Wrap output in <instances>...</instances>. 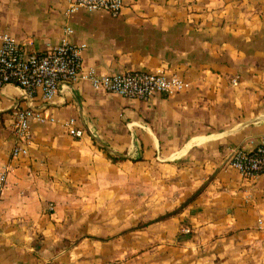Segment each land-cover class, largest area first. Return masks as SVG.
Segmentation results:
<instances>
[{
  "label": "crops",
  "instance_id": "crops-1",
  "mask_svg": "<svg viewBox=\"0 0 264 264\" xmlns=\"http://www.w3.org/2000/svg\"><path fill=\"white\" fill-rule=\"evenodd\" d=\"M65 8L63 0H0V44L7 33L28 51H45L70 26L69 40L85 46V68L178 73L190 88L139 100L80 81L48 101H34L53 120L32 123L28 154L14 159L13 105L21 90L5 84L0 264H56L66 254L77 256V245L63 246L73 237L60 195L68 192L63 185L76 165L87 161L91 169L115 162L146 165L143 175L155 181L156 195L176 193L184 202L158 226L169 236L118 235L115 252L102 244L94 258L264 264V175L244 178L228 165L235 149L250 150L264 136V0H124L116 17L84 9L65 15ZM234 76L237 85L230 82ZM70 118L82 137L62 126ZM183 222L191 232L173 241Z\"/></svg>",
  "mask_w": 264,
  "mask_h": 264
},
{
  "label": "built area",
  "instance_id": "built-area-1",
  "mask_svg": "<svg viewBox=\"0 0 264 264\" xmlns=\"http://www.w3.org/2000/svg\"><path fill=\"white\" fill-rule=\"evenodd\" d=\"M65 15L79 9L103 11L116 17L124 7V0H63ZM73 33L70 26L63 28L59 43L45 51H28L24 43L4 33L0 44V89L8 83L21 90L20 101L14 103V122L12 134L14 144L11 157L16 159L28 154L32 143V123H46L53 120L50 115L37 109L36 99L48 101L58 92L71 90L80 81L88 82L95 90L129 99L147 100L154 94L174 95L190 88V83L178 73L163 71L128 70L120 73H99L92 67L83 65L84 44L69 40ZM238 76L230 79L232 85L238 84ZM70 136L80 138L84 131L76 128L75 120L62 122ZM228 165L244 178L264 175V136L252 149H235L228 158ZM7 182V170L0 172V194ZM264 231V227H261ZM184 235L191 232L185 226Z\"/></svg>",
  "mask_w": 264,
  "mask_h": 264
},
{
  "label": "rangeland",
  "instance_id": "rangeland-1",
  "mask_svg": "<svg viewBox=\"0 0 264 264\" xmlns=\"http://www.w3.org/2000/svg\"><path fill=\"white\" fill-rule=\"evenodd\" d=\"M91 164L87 161L76 165L75 174L72 171L67 177L66 185H63V191L68 192L61 194L60 199L64 201V219L71 227L73 237L71 240L66 239L67 243L63 246L69 250L74 244L77 245L78 254L67 258L65 253L66 258L55 263L132 264V261L126 259H116V254H110L109 259L94 258L93 251L96 250V255L101 256L100 248L103 244L115 252L117 236L128 235L134 231H141L142 236L148 235L149 232L157 236H169L166 234L167 228H158L160 222L164 221L158 219L173 210H182L184 202H181V197L176 193L172 195L165 192L166 194L156 195L155 181L149 180L148 175H143L146 165H140L139 168L136 163L115 162L102 168L93 165L91 169ZM138 172L141 175L136 180ZM167 182L169 181L165 183ZM164 203L167 205H162ZM170 206V209L167 208ZM185 226L184 222L180 223L173 241L179 235L184 237L181 229ZM84 241H87V244ZM166 263L167 261H159L157 264ZM140 264L155 263L146 258L142 259Z\"/></svg>",
  "mask_w": 264,
  "mask_h": 264
},
{
  "label": "trees",
  "instance_id": "trees-1",
  "mask_svg": "<svg viewBox=\"0 0 264 264\" xmlns=\"http://www.w3.org/2000/svg\"><path fill=\"white\" fill-rule=\"evenodd\" d=\"M180 209H181V208L176 209V210H173V211H171V212H168L167 214H165V215H163L162 217H160V219H158V220L165 219V218H167V217H170V216H172V215H175L176 213H179Z\"/></svg>",
  "mask_w": 264,
  "mask_h": 264
}]
</instances>
